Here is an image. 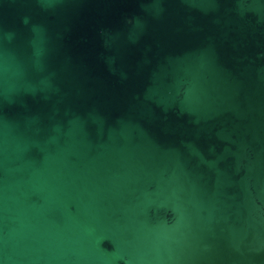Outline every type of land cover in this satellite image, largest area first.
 <instances>
[{
    "label": "water",
    "instance_id": "obj_1",
    "mask_svg": "<svg viewBox=\"0 0 264 264\" xmlns=\"http://www.w3.org/2000/svg\"><path fill=\"white\" fill-rule=\"evenodd\" d=\"M0 264H264V0H0Z\"/></svg>",
    "mask_w": 264,
    "mask_h": 264
}]
</instances>
